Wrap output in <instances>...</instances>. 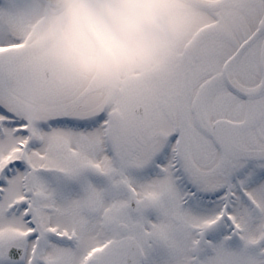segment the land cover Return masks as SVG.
<instances>
[{
    "label": "snow or ice",
    "instance_id": "obj_1",
    "mask_svg": "<svg viewBox=\"0 0 264 264\" xmlns=\"http://www.w3.org/2000/svg\"><path fill=\"white\" fill-rule=\"evenodd\" d=\"M0 0V264H264V0L99 100Z\"/></svg>",
    "mask_w": 264,
    "mask_h": 264
},
{
    "label": "clouds",
    "instance_id": "obj_2",
    "mask_svg": "<svg viewBox=\"0 0 264 264\" xmlns=\"http://www.w3.org/2000/svg\"><path fill=\"white\" fill-rule=\"evenodd\" d=\"M177 0H59L45 29L57 59L91 77L118 80L162 67L159 21Z\"/></svg>",
    "mask_w": 264,
    "mask_h": 264
},
{
    "label": "flooded vegetation",
    "instance_id": "obj_3",
    "mask_svg": "<svg viewBox=\"0 0 264 264\" xmlns=\"http://www.w3.org/2000/svg\"><path fill=\"white\" fill-rule=\"evenodd\" d=\"M22 3L23 16L35 19L30 37L25 43L26 50L37 61L44 75L63 83L74 93L89 100H99L110 92L117 91L120 86L134 85L150 74L145 71L143 75H139L144 77L137 79L139 76L136 73L140 69L134 68L122 79L113 80L102 76L91 77L67 67L57 59V48L45 35V29L61 10L60 3H50L48 0H22ZM217 4L218 0L211 7H200L177 0L171 6L169 14L159 21V30L163 34L160 44L163 61L174 53L190 49L198 42L216 20Z\"/></svg>",
    "mask_w": 264,
    "mask_h": 264
},
{
    "label": "rangeland",
    "instance_id": "obj_4",
    "mask_svg": "<svg viewBox=\"0 0 264 264\" xmlns=\"http://www.w3.org/2000/svg\"><path fill=\"white\" fill-rule=\"evenodd\" d=\"M23 25H22V32L24 36V43H26V40L30 37L31 29L34 26L35 19H27L26 15L23 16Z\"/></svg>",
    "mask_w": 264,
    "mask_h": 264
},
{
    "label": "bare ground",
    "instance_id": "obj_5",
    "mask_svg": "<svg viewBox=\"0 0 264 264\" xmlns=\"http://www.w3.org/2000/svg\"><path fill=\"white\" fill-rule=\"evenodd\" d=\"M50 3H59V0H48ZM196 2H198L201 6H205V7H211L213 5L216 4V0H195Z\"/></svg>",
    "mask_w": 264,
    "mask_h": 264
},
{
    "label": "water",
    "instance_id": "obj_6",
    "mask_svg": "<svg viewBox=\"0 0 264 264\" xmlns=\"http://www.w3.org/2000/svg\"><path fill=\"white\" fill-rule=\"evenodd\" d=\"M184 1L189 2V3H191V4H194V5H196V6H200V7H201V5H200L198 2H196L195 0H184ZM222 3H223V0H218V4H217V6H216L215 8H218V6H219L220 4H222ZM142 77H144V76H139L137 79H140V78H142Z\"/></svg>",
    "mask_w": 264,
    "mask_h": 264
}]
</instances>
